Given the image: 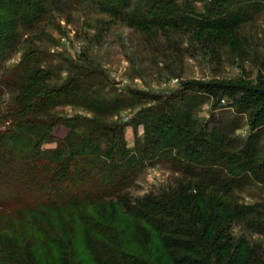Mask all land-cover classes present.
<instances>
[{
  "label": "trees",
  "instance_id": "trees-1",
  "mask_svg": "<svg viewBox=\"0 0 264 264\" xmlns=\"http://www.w3.org/2000/svg\"><path fill=\"white\" fill-rule=\"evenodd\" d=\"M49 1L0 0V93L13 94L12 105L0 111V214L20 220L12 226L8 219H0V230L15 228L21 233L18 244L0 234V264H37V250L45 256L48 251L54 264H82L78 242L90 264H213L227 259L234 246L227 222L239 220L253 226L247 217H262L250 206L229 201L234 189L264 183V161L256 160L257 150L246 144L235 151L224 133L210 132L187 114L171 111L174 104L164 102L142 112L145 135L139 137L134 151L127 147L121 123L51 114L65 105L110 112L117 103L111 102L113 95L102 99L105 81L85 70L68 83L50 88L41 85L51 77L42 67L4 66L17 46L12 19L37 26L48 15ZM98 1L109 14H125L145 32L151 27H176L181 19L195 24L178 0H141L143 5L133 13L127 9L132 0ZM230 3L210 0L201 21L207 28L228 29L232 23L225 17ZM242 89L251 98L261 96L242 105L264 117V91ZM53 143L55 148L45 147ZM160 160H169L199 180L200 187L215 188L216 197L186 190L179 195L128 197L127 190L138 176ZM97 202L106 203L109 214L99 218L82 208ZM119 211L141 253L129 252L120 242L112 222ZM244 252L250 249L243 251V257Z\"/></svg>",
  "mask_w": 264,
  "mask_h": 264
},
{
  "label": "rangeland",
  "instance_id": "rangeland-1",
  "mask_svg": "<svg viewBox=\"0 0 264 264\" xmlns=\"http://www.w3.org/2000/svg\"><path fill=\"white\" fill-rule=\"evenodd\" d=\"M209 3L210 0H178L195 26L181 19L176 27H151L145 32L131 24L125 14L118 17L106 12L98 0H50L46 4L48 15L37 26L30 27L12 19L17 46L4 66H15L17 70L23 63L25 68L42 67L51 77L41 85L50 88L68 83L71 76L84 70L93 73L107 85L102 99L114 96L111 102L117 104L112 111L65 105L52 110L51 114L70 118L83 116L99 123H121L125 127L127 147L132 151L139 137L145 135L146 119L141 117L142 112L164 102V105L174 104L171 111L187 114L210 132L224 133L227 140L234 143L235 151L250 144L258 152L256 160L264 161V117L255 116L257 109L242 105L244 101L252 102L261 97L244 95L242 88L250 93L264 91V0H231L225 18L232 26L225 30L207 28L206 22L201 21ZM142 5L141 0H132L127 9L133 13ZM216 85L222 89H215ZM12 103L13 94L7 90L0 93L1 112ZM162 113L168 116L167 112ZM56 146L57 143H53L45 147ZM176 168L169 160L150 163L127 190L128 197L179 195L183 190L193 195L202 193L216 197L215 188L200 187L199 180ZM229 201L250 206L262 217L248 216L253 226L239 220L227 222L231 226L227 234L233 238L232 254L213 264H264V183H248L234 189ZM82 208L99 218L110 211L104 202ZM116 214L112 222L123 247L129 252L141 253L142 248L135 247L129 235L126 218L120 211ZM13 218L0 214V219H8L12 226L20 221ZM0 234L10 236L17 244L21 237L15 228L10 232L1 229ZM77 245L78 261L90 264L82 244ZM245 248L250 252H244L243 257ZM50 255L48 251L47 256L40 255L37 250L35 262L54 264ZM251 255L253 258L249 259Z\"/></svg>",
  "mask_w": 264,
  "mask_h": 264
}]
</instances>
